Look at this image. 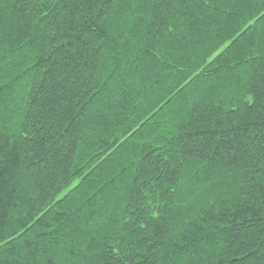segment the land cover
Listing matches in <instances>:
<instances>
[{"label":"trees","instance_id":"trees-1","mask_svg":"<svg viewBox=\"0 0 264 264\" xmlns=\"http://www.w3.org/2000/svg\"><path fill=\"white\" fill-rule=\"evenodd\" d=\"M0 264H264V0H0Z\"/></svg>","mask_w":264,"mask_h":264}]
</instances>
